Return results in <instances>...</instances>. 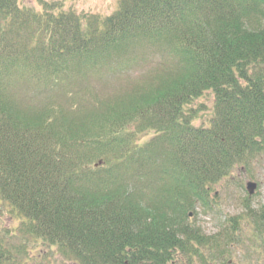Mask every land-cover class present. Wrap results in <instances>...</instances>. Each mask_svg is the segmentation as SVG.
Instances as JSON below:
<instances>
[{
	"label": "trees",
	"instance_id": "16d2710c",
	"mask_svg": "<svg viewBox=\"0 0 264 264\" xmlns=\"http://www.w3.org/2000/svg\"><path fill=\"white\" fill-rule=\"evenodd\" d=\"M22 3L0 0V264H229L243 219L213 237L188 220L264 156V0H119L107 16ZM148 49L163 66L128 93L86 83ZM243 204L264 250V210Z\"/></svg>",
	"mask_w": 264,
	"mask_h": 264
},
{
	"label": "rangeland",
	"instance_id": "374dc122",
	"mask_svg": "<svg viewBox=\"0 0 264 264\" xmlns=\"http://www.w3.org/2000/svg\"><path fill=\"white\" fill-rule=\"evenodd\" d=\"M41 0H22V7L34 8L37 11L43 10L40 4ZM42 2L59 3L65 2L66 9H71L79 15L99 14L107 16L113 13L118 6L119 0H42ZM155 49L139 50L138 60L127 72L125 70L116 72L106 71L96 76H89L86 83H89L94 89L96 96L100 95L104 100H111L124 91H131L133 88L140 86L151 75L155 74L159 67L163 64L160 57L155 53ZM163 66V65H162ZM13 94L17 97L20 108L27 114L35 107L31 102L33 91L23 85L17 84ZM99 97V96H98ZM66 102V104H65ZM214 97L206 95L195 103V107L199 108L197 114V125L206 126L207 119H210L211 110L214 109ZM60 106L69 107V103L60 99ZM88 107V106H87ZM89 108V107H88ZM71 110V107L69 108ZM252 182L257 185L256 192L253 196H249L246 185ZM215 196V206L213 210L206 215L205 211L199 208L193 214L189 223L203 230L208 236L219 235L228 225L232 218L240 217L243 220L240 224L239 243L230 249L226 255V260L234 262V264H264V250L261 247V241L255 238L254 227L251 219L248 217L244 209L245 201L251 205L250 212H260L264 210V156L255 160L249 166V170L238 167L234 170L231 182L218 185L213 189L211 197ZM10 209L2 201L0 202V228L8 226ZM195 214V215H194ZM10 228V227H9ZM11 230V229H10ZM16 246L20 243L14 242ZM37 250L35 255H37ZM44 258V257H43ZM43 260V259H42ZM226 261V262H227ZM202 263V262H201ZM196 261L194 264H201ZM64 264V263H61ZM181 264V263H179ZM182 264H191L189 260H183ZM214 264H223L218 260Z\"/></svg>",
	"mask_w": 264,
	"mask_h": 264
},
{
	"label": "water",
	"instance_id": "95a60500",
	"mask_svg": "<svg viewBox=\"0 0 264 264\" xmlns=\"http://www.w3.org/2000/svg\"><path fill=\"white\" fill-rule=\"evenodd\" d=\"M256 189H257L256 184L251 183V182L247 184V190L250 196H253L255 194Z\"/></svg>",
	"mask_w": 264,
	"mask_h": 264
}]
</instances>
